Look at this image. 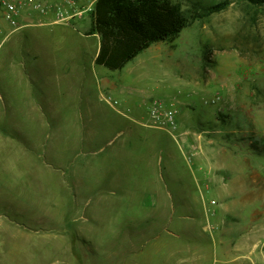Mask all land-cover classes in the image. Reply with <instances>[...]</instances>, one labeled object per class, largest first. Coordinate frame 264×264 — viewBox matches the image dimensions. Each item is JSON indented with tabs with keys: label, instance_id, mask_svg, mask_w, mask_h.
I'll use <instances>...</instances> for the list:
<instances>
[{
	"label": "rangeland",
	"instance_id": "obj_1",
	"mask_svg": "<svg viewBox=\"0 0 264 264\" xmlns=\"http://www.w3.org/2000/svg\"><path fill=\"white\" fill-rule=\"evenodd\" d=\"M172 1L190 15L226 6L118 70L95 63L96 10L67 25L50 13L0 49L19 45L0 70L25 75L0 78V264H264V5ZM2 24L9 32L0 7ZM38 56L41 90L27 75ZM157 101L176 110L177 130L151 123ZM121 147L134 154L125 174L109 155ZM241 168L262 174L231 203L228 174ZM216 212L233 228L223 248Z\"/></svg>",
	"mask_w": 264,
	"mask_h": 264
},
{
	"label": "trees",
	"instance_id": "obj_2",
	"mask_svg": "<svg viewBox=\"0 0 264 264\" xmlns=\"http://www.w3.org/2000/svg\"><path fill=\"white\" fill-rule=\"evenodd\" d=\"M264 5V0H248ZM222 1L207 6L204 14L190 15L172 0H98L89 33L100 35L96 63L111 70L123 69L152 44L173 41L202 15L220 11Z\"/></svg>",
	"mask_w": 264,
	"mask_h": 264
},
{
	"label": "crops",
	"instance_id": "obj_3",
	"mask_svg": "<svg viewBox=\"0 0 264 264\" xmlns=\"http://www.w3.org/2000/svg\"><path fill=\"white\" fill-rule=\"evenodd\" d=\"M51 15H53V14H51ZM43 18L47 21L46 24H41L40 23V21ZM23 19L33 22L31 25H29L27 27L50 25V14H48V16H41L37 12L28 11V12H25V14L23 15ZM59 25H61V24H59ZM65 25H67V24H65ZM2 28H3L4 32L7 31L6 26L3 25V24H2ZM0 35L3 36V33H0ZM92 36H96V34H94ZM18 47H19L18 44H14L13 45L12 54H10V55H13V56L4 55L0 59V64H1L0 68H2V69L6 68V66H8L7 65L8 63L11 64V66H12V64L15 63L14 59H15V57H17V55H19V50H17ZM99 50H100V43H99V46L97 47L96 52L94 54V60H96L97 55L99 53ZM42 54H43V56L41 55V57L46 62H48V60L50 61V53L48 52V50H47L46 54H44V53H42ZM39 57L40 56H38L36 58V60L34 62L35 65L33 67H31V70L29 71V73H27V75L31 76V78L35 81V85H37V87L41 90V89H44V87H43L44 84L43 83L49 78L50 74H49L48 70L45 69V67H43L42 65L39 64L40 63V60H39L40 58ZM7 75H14V76H17V78L18 77L22 78V77L25 76L22 72H10L8 74L5 71L0 70V78H6ZM8 101L9 102H7V103L4 102L3 106L1 107V110H3V111L7 110V108H6L7 105L13 106L15 104L14 100L9 99ZM112 106L115 107V105H112ZM119 111H120L121 114L127 115L126 113H124L125 112L124 109L119 110ZM147 114L149 115V107L147 109ZM139 118H141V119H134V121L136 120L135 122H138L139 124L143 125L144 127L153 128V127H150L147 123L142 121V119H144V116H141ZM93 140H95V142H96V137L92 138V142H93ZM155 140H157V139L155 138ZM109 155H111V156L114 155L115 156L116 161H117L116 168H118L119 170H122L121 171L122 173L125 174V173H127L129 171L128 170L129 169V160L133 161V159H134V154L133 153H130L127 150H125V147H123V148L121 147V148H119V150L117 152L115 151L114 154L110 153ZM114 156H113V159H114ZM106 159H108V158H106ZM104 160H105V158H104ZM251 171H255V173H254L255 175L256 174H262L261 170H259V172H258L257 170H250V169H246V168H241V169H239L237 171H233V172L231 170L228 175H234V177H231V178L229 177V179H228V183L226 184L227 188H225L226 192L224 193V198L230 199L231 203H234V202H237L238 200H241L242 194L244 193L243 192L244 188L247 185V182L249 181L247 176L252 173ZM215 176H216L218 181L221 180L216 174H215ZM222 180H223V178H222ZM230 202L225 204L226 207H229L231 205ZM217 213L218 212L213 214L214 215V218H213L214 222H209V224L212 226V230L211 231H213L214 236L216 238H219V244L218 245L220 246V244H221V246H222L223 245L222 243H226L225 242V236L223 234L231 232L233 230V228H232V226H228L227 225L225 219L220 220L219 219V215ZM256 221L257 222H255V226H254L255 236L258 237V238H262V232H263V229H264L263 222L261 220H256ZM228 246H229V244H227V247ZM222 248H223V246H222Z\"/></svg>",
	"mask_w": 264,
	"mask_h": 264
},
{
	"label": "built area",
	"instance_id": "obj_4",
	"mask_svg": "<svg viewBox=\"0 0 264 264\" xmlns=\"http://www.w3.org/2000/svg\"><path fill=\"white\" fill-rule=\"evenodd\" d=\"M98 0H63L56 3H50L49 0H0V7L3 10V17L11 27L10 31L4 33L0 38V49L3 47L9 36L18 30H21L33 22L24 20L25 12H37L41 16L53 14L55 23L69 24L73 19L84 18L87 14H93L96 10ZM41 24H46L43 18ZM3 28L0 26V33ZM217 99H220L218 96ZM118 103L117 100L114 101ZM149 117L152 124L169 131L178 129L177 112L172 106L165 102H155L149 108ZM264 139V134H263ZM215 203V201H212Z\"/></svg>",
	"mask_w": 264,
	"mask_h": 264
}]
</instances>
